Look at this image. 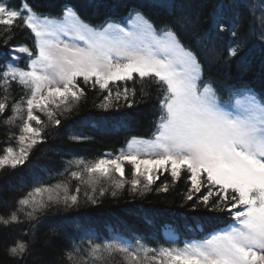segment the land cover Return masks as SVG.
<instances>
[{"label":"snow or ice","instance_id":"1","mask_svg":"<svg viewBox=\"0 0 264 264\" xmlns=\"http://www.w3.org/2000/svg\"><path fill=\"white\" fill-rule=\"evenodd\" d=\"M260 20L256 39L264 47V16ZM178 23L195 21L183 16ZM17 28L30 31L33 46H13L11 59L0 66V118L7 131L0 172L27 167L32 151L57 135L63 120L87 102L85 86L97 91L99 102L93 106L99 110L152 102L158 115L150 139L133 137L118 153L74 156L65 161L55 184L33 178L14 210L0 215V226L27 223L25 234L35 236L40 218L53 208L96 206L123 191L167 193L169 183L183 181V198L190 203L182 206L226 213L230 223L225 230L182 247L89 237L83 247L73 243L64 251L59 264H264V96L246 86L205 79L196 53L178 33L167 25L158 29L136 9L126 24L94 26L67 3L51 16L27 2L17 8L0 0L5 46ZM217 29L218 35L226 31L223 23ZM234 45L222 57L226 63L240 51L241 44ZM12 53L27 54L26 65L20 67L21 57ZM126 165L131 166L130 179ZM165 173L171 181L157 185ZM6 252L25 264L31 241L17 239Z\"/></svg>","mask_w":264,"mask_h":264},{"label":"trees","instance_id":"2","mask_svg":"<svg viewBox=\"0 0 264 264\" xmlns=\"http://www.w3.org/2000/svg\"><path fill=\"white\" fill-rule=\"evenodd\" d=\"M23 2L51 16H58L64 4L73 5L81 18L94 26L105 21L123 23L130 10H139L158 29L167 25L178 33L182 43L196 53L205 79L211 78L222 85L246 86L264 96V47L256 39L260 18L264 16V0H10L17 8ZM183 16L192 17L195 23L189 26L178 23ZM218 23H223L226 29L223 34H217ZM233 30L238 33L236 37L231 35ZM14 33L15 38L5 46L0 29V66L11 59L9 51L13 46H33L29 30L17 28ZM234 41L241 44L240 51L226 63L222 57L226 56L228 47L235 46ZM26 61L24 57L18 62L19 66L24 67ZM85 90L87 102L69 119L63 120L57 135H50L46 143L32 151L27 167L0 172V215L14 210L15 200L29 190L33 178L55 184L61 179L57 174L64 170L65 161L74 156L94 158L104 153H118L133 137L151 138L153 121L158 115L152 110V102L133 109L122 107L105 112L93 106L94 101L99 102L97 91L89 90L88 86ZM20 94L13 86V95L19 98ZM223 95L226 99L227 94ZM71 136L87 139L76 142L69 139ZM6 141V126L0 118V153ZM125 174L131 178L130 165L125 166ZM165 179L171 181L165 173L157 185ZM186 187L179 181L175 185L169 183L167 193L123 191L117 197L107 195L96 206L53 208L40 218L35 236L25 234L27 223L11 228L0 226V264H17L6 252L17 239L31 241V255L25 264H59L64 251L73 243L83 247L89 237L97 241L119 238L130 244L140 239L151 247H182L228 226L230 219L226 213L182 206L190 203L183 198Z\"/></svg>","mask_w":264,"mask_h":264},{"label":"rangeland","instance_id":"3","mask_svg":"<svg viewBox=\"0 0 264 264\" xmlns=\"http://www.w3.org/2000/svg\"><path fill=\"white\" fill-rule=\"evenodd\" d=\"M12 55H18V56H20L21 59L19 61H21L24 57H27V54H22V53H13Z\"/></svg>","mask_w":264,"mask_h":264}]
</instances>
